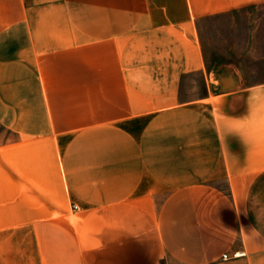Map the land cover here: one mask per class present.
Masks as SVG:
<instances>
[{"label":"crops","instance_id":"1","mask_svg":"<svg viewBox=\"0 0 264 264\" xmlns=\"http://www.w3.org/2000/svg\"><path fill=\"white\" fill-rule=\"evenodd\" d=\"M262 7L0 0V264H264V81L199 31Z\"/></svg>","mask_w":264,"mask_h":264},{"label":"rangeland","instance_id":"2","mask_svg":"<svg viewBox=\"0 0 264 264\" xmlns=\"http://www.w3.org/2000/svg\"><path fill=\"white\" fill-rule=\"evenodd\" d=\"M199 31L202 43L209 50L208 59L226 58L239 65L247 78L264 81V7L206 20ZM188 80L186 93L195 94L202 89L200 74Z\"/></svg>","mask_w":264,"mask_h":264},{"label":"built area","instance_id":"3","mask_svg":"<svg viewBox=\"0 0 264 264\" xmlns=\"http://www.w3.org/2000/svg\"><path fill=\"white\" fill-rule=\"evenodd\" d=\"M241 256H243L242 253H234V254H232V256L230 258H228V256L224 255V256H222V259L226 261L228 259H237V258H240Z\"/></svg>","mask_w":264,"mask_h":264}]
</instances>
